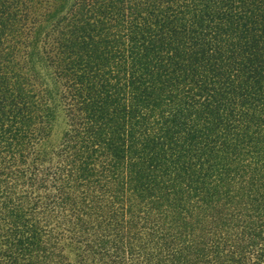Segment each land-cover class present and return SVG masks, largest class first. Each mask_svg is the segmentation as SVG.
<instances>
[{"label": "trees", "instance_id": "16d2710c", "mask_svg": "<svg viewBox=\"0 0 264 264\" xmlns=\"http://www.w3.org/2000/svg\"><path fill=\"white\" fill-rule=\"evenodd\" d=\"M0 264H264V0H0Z\"/></svg>", "mask_w": 264, "mask_h": 264}, {"label": "rangeland", "instance_id": "374dc122", "mask_svg": "<svg viewBox=\"0 0 264 264\" xmlns=\"http://www.w3.org/2000/svg\"><path fill=\"white\" fill-rule=\"evenodd\" d=\"M34 64L36 69L40 70L42 78L48 82L51 85V88L53 87V101H52V112H51V118H52V127H51V145L56 144L60 138L62 137V134L66 128V119L64 116V110L63 105L61 104V101L59 100V97L56 93L55 84L52 82V78L50 77V70L46 68L45 64H43V60L41 59V56L34 55L33 56Z\"/></svg>", "mask_w": 264, "mask_h": 264}]
</instances>
